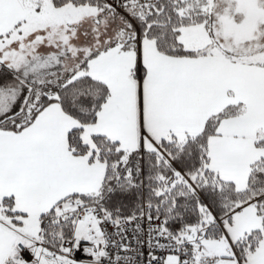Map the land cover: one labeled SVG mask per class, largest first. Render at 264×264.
I'll use <instances>...</instances> for the list:
<instances>
[{
	"label": "snow or ice",
	"instance_id": "6c2138e0",
	"mask_svg": "<svg viewBox=\"0 0 264 264\" xmlns=\"http://www.w3.org/2000/svg\"><path fill=\"white\" fill-rule=\"evenodd\" d=\"M0 264H264V0H0Z\"/></svg>",
	"mask_w": 264,
	"mask_h": 264
}]
</instances>
